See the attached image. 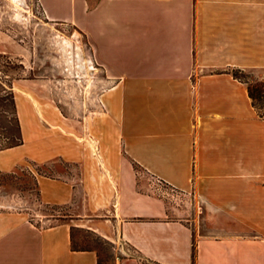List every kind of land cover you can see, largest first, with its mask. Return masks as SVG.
Listing matches in <instances>:
<instances>
[{
  "label": "crops",
  "instance_id": "1",
  "mask_svg": "<svg viewBox=\"0 0 264 264\" xmlns=\"http://www.w3.org/2000/svg\"><path fill=\"white\" fill-rule=\"evenodd\" d=\"M37 2L83 35L109 86L91 118L51 122L19 85L23 144L0 151V172L53 166L40 201L67 214L45 227L0 213V264H99L73 250L76 228L109 242L113 264H264V117L233 75L264 74V0Z\"/></svg>",
  "mask_w": 264,
  "mask_h": 264
},
{
  "label": "rangeland",
  "instance_id": "2",
  "mask_svg": "<svg viewBox=\"0 0 264 264\" xmlns=\"http://www.w3.org/2000/svg\"><path fill=\"white\" fill-rule=\"evenodd\" d=\"M24 13L18 18L11 0H0V43L8 49L0 54V149L18 142L21 129L18 123L16 95L23 81L32 82L31 101L46 109L51 122L55 113L69 121H84L101 106V95L108 89L102 73L94 67L83 35L72 27L48 22L37 0H25ZM71 39L76 46L70 49L73 68L66 63L59 44L60 38ZM77 45L83 58L95 70L86 73L79 67ZM243 81L261 86V72L235 71ZM36 173H34V172ZM54 175L53 166L39 168L26 164L10 173L0 172V213H23L39 226H53L64 219L65 209L43 205L40 201L37 175ZM172 194V192H171ZM177 207L200 212V202L192 196L173 199L159 194ZM56 218V219H55ZM203 219V215H202ZM202 233L209 231L202 220ZM76 248L96 250L105 264L116 262V251L101 236L87 228L73 231ZM134 255V252H128ZM125 256V255H122Z\"/></svg>",
  "mask_w": 264,
  "mask_h": 264
},
{
  "label": "trees",
  "instance_id": "3",
  "mask_svg": "<svg viewBox=\"0 0 264 264\" xmlns=\"http://www.w3.org/2000/svg\"><path fill=\"white\" fill-rule=\"evenodd\" d=\"M233 75H234L235 78H237L239 80H242V78H240L235 71H233ZM246 83H248V82H246ZM249 95L252 98L254 106H255L256 110L258 111L259 115L261 117H264V83H262V85L259 86V87L258 86L256 87V86H253V85L249 84ZM18 123H19V127L21 129L19 119H18ZM22 144H23V138H22V133H21L20 137L18 138V142L12 143V144L8 145L5 148H1L0 151L6 150V149H10V148H15V147L21 146ZM73 231H72V248H73L74 251H96V250H93V249L76 248L75 242H74ZM195 258H196V248H195V245H194V253H193L194 261H195ZM99 264H105V262L102 260L100 255H99Z\"/></svg>",
  "mask_w": 264,
  "mask_h": 264
},
{
  "label": "bare ground",
  "instance_id": "4",
  "mask_svg": "<svg viewBox=\"0 0 264 264\" xmlns=\"http://www.w3.org/2000/svg\"><path fill=\"white\" fill-rule=\"evenodd\" d=\"M12 3L14 4V6L17 8L18 11V18H22L23 17V13H24V9H23V5L25 0H11ZM60 46L61 49L65 55V59H66V63L68 64V66L72 69L73 68V62H72V55L70 52V49L73 48V46H76L74 44V42L71 39H68L66 37H61L60 38ZM77 52H78V56L77 59L79 61V67L82 68L83 70H85L86 73H90V71L95 70L94 67H92V65H88V61L86 59L83 58V53L81 50V47L79 45H77Z\"/></svg>",
  "mask_w": 264,
  "mask_h": 264
},
{
  "label": "built area",
  "instance_id": "5",
  "mask_svg": "<svg viewBox=\"0 0 264 264\" xmlns=\"http://www.w3.org/2000/svg\"><path fill=\"white\" fill-rule=\"evenodd\" d=\"M155 192L158 194H166L169 196L170 192L162 186V183L160 181L157 182V187L155 189Z\"/></svg>",
  "mask_w": 264,
  "mask_h": 264
}]
</instances>
